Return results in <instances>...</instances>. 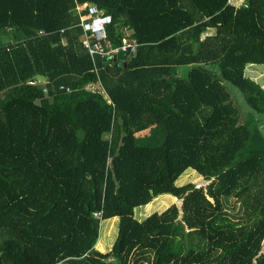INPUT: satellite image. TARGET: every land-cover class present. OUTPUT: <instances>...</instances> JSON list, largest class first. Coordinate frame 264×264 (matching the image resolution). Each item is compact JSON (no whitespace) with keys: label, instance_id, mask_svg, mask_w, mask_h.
Returning <instances> with one entry per match:
<instances>
[{"label":"trees","instance_id":"obj_1","mask_svg":"<svg viewBox=\"0 0 264 264\" xmlns=\"http://www.w3.org/2000/svg\"><path fill=\"white\" fill-rule=\"evenodd\" d=\"M227 1L0 0V264H264V0ZM89 6L126 66L89 56Z\"/></svg>","mask_w":264,"mask_h":264},{"label":"rangeland","instance_id":"obj_2","mask_svg":"<svg viewBox=\"0 0 264 264\" xmlns=\"http://www.w3.org/2000/svg\"><path fill=\"white\" fill-rule=\"evenodd\" d=\"M209 33H212L211 31ZM2 40V39H1ZM185 69L184 67H182ZM246 76L255 80L264 88V65H249L246 69ZM89 90L99 91V87L97 84L87 86ZM228 89L233 93L234 96L239 97V101L236 105L243 110H247L248 108L245 106L242 95L231 85H228ZM160 132L159 125L150 126L148 129L144 130L140 135L142 136H149L151 134H156ZM137 136V135H136ZM192 183L196 185H204L205 183L202 182L201 177L196 174L192 170H188L185 174H183L177 184L179 186ZM176 202V198L171 195H161L156 197L152 202L144 206H140L135 209V217L138 220H143L147 216L151 215L153 212H161L162 210L170 207L172 204ZM116 232H117V221L110 220V221H103L99 223L98 229V238L96 244L94 245V249L100 253H108L116 240ZM180 235L177 237V239ZM264 252V242L263 248Z\"/></svg>","mask_w":264,"mask_h":264},{"label":"built area","instance_id":"obj_3","mask_svg":"<svg viewBox=\"0 0 264 264\" xmlns=\"http://www.w3.org/2000/svg\"><path fill=\"white\" fill-rule=\"evenodd\" d=\"M243 0H228L227 5H239ZM86 5L78 7V11H83ZM88 12L85 15H80V27L84 33L83 45L87 49L91 58L94 55L103 56L106 58H112L117 52L122 51L126 56L132 55L136 52L137 44L132 40H124L119 48L104 50L100 42L106 39V27L111 22L109 15H104L102 11H99L94 6H89ZM40 34H43L41 31ZM67 91H70L67 88Z\"/></svg>","mask_w":264,"mask_h":264},{"label":"water","instance_id":"obj_4","mask_svg":"<svg viewBox=\"0 0 264 264\" xmlns=\"http://www.w3.org/2000/svg\"><path fill=\"white\" fill-rule=\"evenodd\" d=\"M137 57V52H134L132 55L126 56L122 51H119L116 53L115 56H113L112 58H108L106 63H109L111 61H115V60H119V61H123L124 62V66H126L128 63H130L133 59H135ZM106 59V57L104 58V60ZM121 66V65H120ZM36 79L40 82L43 83L46 81V78L44 76L41 75H37Z\"/></svg>","mask_w":264,"mask_h":264},{"label":"crops","instance_id":"obj_5","mask_svg":"<svg viewBox=\"0 0 264 264\" xmlns=\"http://www.w3.org/2000/svg\"><path fill=\"white\" fill-rule=\"evenodd\" d=\"M160 131H161V128H160Z\"/></svg>","mask_w":264,"mask_h":264}]
</instances>
